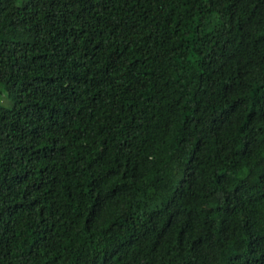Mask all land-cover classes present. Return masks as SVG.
Returning a JSON list of instances; mask_svg holds the SVG:
<instances>
[{"label": "trees", "instance_id": "trees-1", "mask_svg": "<svg viewBox=\"0 0 264 264\" xmlns=\"http://www.w3.org/2000/svg\"><path fill=\"white\" fill-rule=\"evenodd\" d=\"M0 264H264V0H0Z\"/></svg>", "mask_w": 264, "mask_h": 264}, {"label": "rangeland", "instance_id": "rangeland-1", "mask_svg": "<svg viewBox=\"0 0 264 264\" xmlns=\"http://www.w3.org/2000/svg\"><path fill=\"white\" fill-rule=\"evenodd\" d=\"M0 101L3 105L10 106V102L4 96L0 95Z\"/></svg>", "mask_w": 264, "mask_h": 264}]
</instances>
